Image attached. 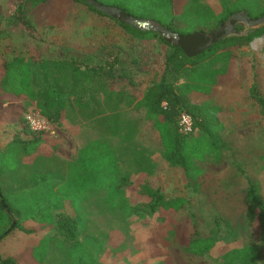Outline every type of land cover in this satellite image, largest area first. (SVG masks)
Masks as SVG:
<instances>
[{
	"label": "rangeland",
	"instance_id": "rangeland-1",
	"mask_svg": "<svg viewBox=\"0 0 264 264\" xmlns=\"http://www.w3.org/2000/svg\"><path fill=\"white\" fill-rule=\"evenodd\" d=\"M188 1L174 0L172 14L165 3L151 0H129L120 6L134 17L166 26L170 17L184 12L189 18L181 34L209 27L208 22L197 23L201 21L195 20L193 0L186 7ZM262 1L237 0L235 5L240 11H254L249 5ZM16 2L0 0L2 60L20 56L19 64L23 58L33 63L81 55L96 58L101 48L121 51L126 41L127 52H120L127 60L122 67L132 69L122 90L109 80L102 85L103 80L91 74L78 78L60 121L53 123V134L29 131L22 104H9L1 112L0 148L17 144V159H11L16 169L0 176L1 188L16 206L22 203L17 193L25 189L26 203L33 208L22 216L20 229L0 241V256L18 264H40L31 254L45 248L41 264H71L66 249L78 244L105 264H226V251L256 245L264 259L258 212L246 197L252 181L264 199V106L251 93L254 87L264 100V36L236 50L230 80L206 92L189 93L196 104L218 107L219 127L210 130L214 138L200 129L183 136L181 149L188 158L183 169L166 159L169 149L144 100L172 49L153 38L126 33L109 17L74 0H49L38 7L32 19L35 30L30 31L11 22ZM203 2L214 13L221 11L220 0ZM57 84L67 90L65 78ZM215 139L216 144L211 143ZM59 217L77 218L73 238L51 221ZM193 223L202 237L215 236L214 246L202 255L182 246Z\"/></svg>",
	"mask_w": 264,
	"mask_h": 264
},
{
	"label": "trees",
	"instance_id": "trees-1",
	"mask_svg": "<svg viewBox=\"0 0 264 264\" xmlns=\"http://www.w3.org/2000/svg\"><path fill=\"white\" fill-rule=\"evenodd\" d=\"M16 1V5L11 11L12 24L16 26H25L30 31L35 30V25L32 20L35 10L41 5L46 4L49 0ZM74 1L82 2L97 13L109 17L112 22L118 24L126 33L141 38H153L165 43L172 49V52L167 55L165 59V66L161 77L155 80L146 89L144 100L149 111V116L157 117L155 119V126L158 128L163 145L169 149L166 153V159L170 163H175L179 165V167L186 169L188 167V158L182 152L181 143L183 141V136L188 133H181L178 131L179 115L182 112L190 115L192 119V130L200 129L201 132L209 138H214V136H211L210 130L219 127V119L217 116L218 107L210 103L196 104L188 96L189 93L193 91L206 92L211 86L225 83L230 80L233 76L236 50L249 44L253 39L264 36V24L254 28H245L236 25V34H232L217 41L208 49L194 57H188L179 47L168 43L157 32L141 30L130 24L119 22L117 19L95 9L84 0ZM117 1L116 4L109 5L116 6L126 11L123 6H120V3L126 5L125 2L129 0ZM190 1L191 0L186 4V7L189 6ZM236 1L237 0H220L222 6L221 11L214 13L203 0H193L192 10L195 15H197L195 20L201 21L197 22L199 24L207 22L209 24V27L200 28V30L208 31L217 28L222 22H225L230 15L240 11L241 7L235 5ZM151 2L161 5L165 3L169 13H173L174 0H151ZM249 7L256 8L254 11L243 8L250 17L255 18L264 14V0L261 4L256 3L255 5L254 3L249 5ZM183 13L179 16L176 15V18L170 17L167 22L168 26H162L175 32L185 30L187 24L186 20L189 17H186ZM156 22L159 23L158 20ZM3 30L4 29L0 25V40L2 39ZM119 52L118 48L110 46L109 48H104V50L101 48L97 52L96 58H93V56L87 57L88 55H81L73 59L68 58L65 60L53 61L47 59L35 61L34 63L23 58L19 64L16 62V59L20 56L13 57L3 62V75L0 79V100L1 98H3V100H20L22 109L26 110L28 107H34L39 110L47 120L52 123H58L64 108L69 104L68 96L73 94L71 90L78 78H85V76H90L88 74H91V78L95 76L99 80H103L102 85H106L108 80L110 84H113L120 78L128 79L127 76L130 74L129 71L132 68L126 71L125 68L120 67L121 60ZM131 60L133 61L134 58ZM79 66L83 69H80ZM198 68H203V71L198 73ZM170 70H173L172 74L169 73ZM63 78L66 80V91L63 89V86L61 87L57 84ZM180 79L182 80L178 83ZM129 81L131 80L129 79ZM125 82L126 80L121 87L125 86ZM67 91L71 92L67 93ZM251 93L254 98L264 106V100L258 96L254 87ZM30 103H34V105L31 106L29 105ZM163 103H165V105ZM24 124L26 128L33 133L38 135L43 133L32 131L26 125L25 121ZM216 141V139L214 141L212 140L211 143L214 144ZM13 142L7 143L0 149V176L5 172L13 171L16 167L13 162H11L12 158L13 161L17 159V144H13ZM16 142L19 144L21 143V141ZM26 193L25 189L17 193L22 203L17 206L14 204L12 205L9 198L4 195L0 184V241L14 229L19 228L20 221L24 218L22 216L32 211V204L26 203ZM246 197L248 202L253 204L254 210L258 212L257 223L261 241L264 242V199L257 191L256 185L252 181L248 183ZM45 198L39 199V202ZM179 204L180 202L178 200L177 205L173 207L177 208ZM48 209L44 208L43 212L48 211ZM38 215H42L41 209ZM13 217L15 218V222L12 221ZM51 221L56 222L62 234H69L71 238L74 237L78 222L77 218L59 217L56 220L52 218ZM178 224L181 226V221ZM217 224L219 223L217 222ZM191 226L192 231L190 234H187V241H182L183 248L189 253L198 255L209 252L214 246L215 236L210 235L202 237L198 233L195 224L193 223ZM181 237H183V234H181ZM45 243L47 242L45 241ZM44 249L45 248H42L39 254L33 250L31 255L36 263L41 264L44 262ZM66 250L68 258L72 262L71 264H105L78 244L70 245ZM223 258L226 264H264V259L261 258L256 245L232 248L223 254ZM0 264L18 263L12 257L0 256Z\"/></svg>",
	"mask_w": 264,
	"mask_h": 264
},
{
	"label": "water",
	"instance_id": "water-1",
	"mask_svg": "<svg viewBox=\"0 0 264 264\" xmlns=\"http://www.w3.org/2000/svg\"><path fill=\"white\" fill-rule=\"evenodd\" d=\"M95 9L117 19L119 22L130 24L138 29L159 33L168 43L179 47L188 57H194L208 49L214 43L232 34H236V24L244 23L249 27H257L264 24V14L252 18L246 11H238L230 15L225 22L217 28L208 31H195L189 34H181L163 27L152 19L137 18L130 13L113 5H105L97 0H84Z\"/></svg>",
	"mask_w": 264,
	"mask_h": 264
},
{
	"label": "built area",
	"instance_id": "built-area-1",
	"mask_svg": "<svg viewBox=\"0 0 264 264\" xmlns=\"http://www.w3.org/2000/svg\"><path fill=\"white\" fill-rule=\"evenodd\" d=\"M163 104L165 105V103ZM24 121L33 131L54 133L52 129L53 123L47 120L39 110L34 107H28L26 109ZM178 131L181 133H189L192 131V119L190 115L185 112H182L178 117Z\"/></svg>",
	"mask_w": 264,
	"mask_h": 264
},
{
	"label": "crops",
	"instance_id": "crops-1",
	"mask_svg": "<svg viewBox=\"0 0 264 264\" xmlns=\"http://www.w3.org/2000/svg\"><path fill=\"white\" fill-rule=\"evenodd\" d=\"M109 42H111V40L109 41ZM126 42V41H125ZM125 42H122V47H123V49L120 51V49L118 48V50L122 53V55H124V53L125 52H127V50H128V48L124 45L125 44ZM111 43H109V45H110ZM119 44V43H118ZM117 48V47H116ZM120 52H119V57H120V60H121V64H120V67H122L126 62H127V60H125L124 59V57H122L121 55H120ZM0 56H1V52H0ZM5 61H7V60H2V58L0 57V79H1V77H2V75H3V70H2V68H3V62H5ZM125 81V79L124 78H120L117 82H115V83H113V84H115V87H117V88H119V89H123V87H121L122 85H124V82ZM119 86V87H118ZM110 88H113V87H110ZM114 89V88H113ZM119 89H117V90H119ZM9 104H21V102L20 101H16V100H3V98H1V100H0V114H1V112H3L4 111V109H6V108H9ZM11 106V105H10ZM14 106V105H13ZM1 125V124H0ZM1 147V146H0ZM1 149V148H0Z\"/></svg>",
	"mask_w": 264,
	"mask_h": 264
}]
</instances>
